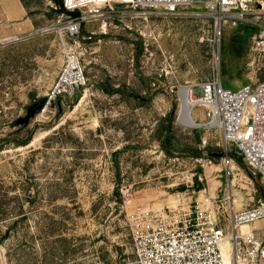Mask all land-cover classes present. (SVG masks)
Returning a JSON list of instances; mask_svg holds the SVG:
<instances>
[{
	"label": "rangeland",
	"instance_id": "obj_1",
	"mask_svg": "<svg viewBox=\"0 0 264 264\" xmlns=\"http://www.w3.org/2000/svg\"><path fill=\"white\" fill-rule=\"evenodd\" d=\"M23 1L35 27L0 28V40L9 38L0 42V264H129L132 212L179 207L186 196L225 222L228 196L235 210L264 203V183L236 147L225 154L218 130L180 119L181 88L213 69L231 89L264 79V49L253 47L262 28L226 22L219 30L194 3L147 19L107 14L71 37L55 0ZM65 47L80 54L86 84L47 102ZM192 115L205 121L202 107ZM160 126L184 154L165 153ZM194 149L205 151L195 157Z\"/></svg>",
	"mask_w": 264,
	"mask_h": 264
},
{
	"label": "built area",
	"instance_id": "obj_2",
	"mask_svg": "<svg viewBox=\"0 0 264 264\" xmlns=\"http://www.w3.org/2000/svg\"><path fill=\"white\" fill-rule=\"evenodd\" d=\"M194 3L205 4L219 30L226 22L262 28L253 38V47L264 49V26L259 23L263 7L259 0H61L64 11H77L66 15L63 30L72 37L79 34L84 23L107 14L122 15L128 9L147 19L155 12L174 14ZM63 59L47 102L60 94L72 95L86 84L80 54L65 47ZM186 86L191 110L202 107L205 121L195 120L192 114L190 118L199 127L218 130L225 154L228 146L234 145L264 183V79L231 89L222 85L217 68L197 86ZM227 200L225 222L211 216L209 203H190L186 196L180 198L179 207L146 210L141 215L130 213L134 258L129 264H264V228L250 226L264 221V203L258 201L235 210L234 199L230 201L228 196ZM225 240L229 246L227 261L222 251Z\"/></svg>",
	"mask_w": 264,
	"mask_h": 264
},
{
	"label": "crops",
	"instance_id": "obj_3",
	"mask_svg": "<svg viewBox=\"0 0 264 264\" xmlns=\"http://www.w3.org/2000/svg\"><path fill=\"white\" fill-rule=\"evenodd\" d=\"M34 27L35 23L31 19L29 9L23 0H0V28H9L11 29L9 32L11 31L16 35L22 29L28 30ZM258 233L259 235L263 234V230L258 231Z\"/></svg>",
	"mask_w": 264,
	"mask_h": 264
},
{
	"label": "trees",
	"instance_id": "obj_4",
	"mask_svg": "<svg viewBox=\"0 0 264 264\" xmlns=\"http://www.w3.org/2000/svg\"><path fill=\"white\" fill-rule=\"evenodd\" d=\"M55 2L59 6V11L64 12L63 7L61 5V0H55ZM67 13H69L70 15H75V14H77V11H71V12H67ZM158 132H159L158 133L159 134L158 140L160 141L161 147L165 151V153H167L168 155H175V154L182 155L185 153L183 148H178V147L175 148L174 145L170 142L169 127L168 126H160ZM29 140H30V136L28 135V137H26L24 140H22L19 144H27L29 142ZM203 151H205V150L194 149V150H192V153H193L192 156H195V157L202 156ZM229 156L235 162H237L247 172V174L252 179H254V180L256 179L254 174L251 172L250 168H248V166L242 164L240 157L236 156L234 151H231Z\"/></svg>",
	"mask_w": 264,
	"mask_h": 264
},
{
	"label": "bare ground",
	"instance_id": "obj_5",
	"mask_svg": "<svg viewBox=\"0 0 264 264\" xmlns=\"http://www.w3.org/2000/svg\"><path fill=\"white\" fill-rule=\"evenodd\" d=\"M189 87L185 86L181 88L180 90V96H181V115L180 119L183 121V123L191 125V126H198L191 118L190 115L192 114V110L190 108V99H189ZM196 113V112H195ZM226 240L222 243V251L224 254V258L227 261L228 260V252H229V246H228V252L225 248Z\"/></svg>",
	"mask_w": 264,
	"mask_h": 264
},
{
	"label": "water",
	"instance_id": "obj_6",
	"mask_svg": "<svg viewBox=\"0 0 264 264\" xmlns=\"http://www.w3.org/2000/svg\"><path fill=\"white\" fill-rule=\"evenodd\" d=\"M79 94H80V92H77V97L79 96ZM43 105H44V102L43 101H41L39 103L34 102L33 104H31L28 107V110H27L26 115L23 118H21L20 120L23 123H27L28 120L35 114L36 110L37 109H40Z\"/></svg>",
	"mask_w": 264,
	"mask_h": 264
},
{
	"label": "flooded vegetation",
	"instance_id": "obj_7",
	"mask_svg": "<svg viewBox=\"0 0 264 264\" xmlns=\"http://www.w3.org/2000/svg\"><path fill=\"white\" fill-rule=\"evenodd\" d=\"M36 103H39V102H36Z\"/></svg>",
	"mask_w": 264,
	"mask_h": 264
}]
</instances>
